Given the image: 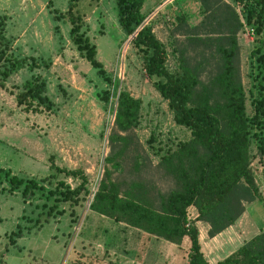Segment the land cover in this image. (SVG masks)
Here are the masks:
<instances>
[{
    "label": "trees",
    "instance_id": "16d2710c",
    "mask_svg": "<svg viewBox=\"0 0 264 264\" xmlns=\"http://www.w3.org/2000/svg\"><path fill=\"white\" fill-rule=\"evenodd\" d=\"M79 1L82 0H68L66 10L54 14L52 20L63 19L69 24L68 36L78 55L98 77L112 84L95 58V47L81 32L82 19L76 9ZM112 1L117 24L126 37H131L146 78L155 79L153 89L165 101L173 123L183 128L188 137L163 152L156 150V166L162 170L163 178L171 181L170 189L152 197V187L143 179L111 180L110 171L104 169L88 210L172 244L179 245L186 238L187 264H207L200 252L195 222L206 225V236L212 238L233 225L245 206L262 199L250 164L255 158L264 160V0H233V5L223 0H197L200 20L188 26L182 17H177L170 31L185 41L173 40V52L179 58L176 70L167 68L164 45L143 23V0ZM242 30L253 42L248 53L246 91L240 79L237 43V34ZM30 60L28 68L38 66ZM25 65L26 60L11 55L10 40L4 35V17L0 16V88H4L10 74ZM44 90L38 78L26 79L14 93L16 106L30 113L49 111L51 103ZM112 95L115 107L112 128L106 137L109 155L104 160L119 170V158L126 150L125 134L137 123L140 101L116 87ZM103 99L107 101L108 97ZM246 103L250 113L246 112ZM141 164L135 159L132 171ZM49 170L78 183L70 188L57 181L53 191H45L34 179L0 169V183L6 185L0 192H19L22 199L35 191H45L49 198L54 196V204L42 220H35L36 225L48 222L50 212L56 210L55 203H76L79 196L89 195L87 178L80 170L53 165ZM188 208L194 210L193 220L187 217ZM13 236L17 239L21 234L17 231ZM9 242L14 245L11 239ZM215 264H264V231Z\"/></svg>",
    "mask_w": 264,
    "mask_h": 264
},
{
    "label": "rangeland",
    "instance_id": "374dc122",
    "mask_svg": "<svg viewBox=\"0 0 264 264\" xmlns=\"http://www.w3.org/2000/svg\"><path fill=\"white\" fill-rule=\"evenodd\" d=\"M223 1L233 5V0ZM67 2L0 0L10 53L26 60V65L10 74L4 88H0V169L23 179H34L45 191H53L57 181L70 188L78 183L54 174L49 165L77 169L86 176L89 193L96 190L104 169H108L111 180L143 179L152 187L149 196L163 194L172 183L163 178L162 170L156 166V150L163 152L173 147L184 141L188 133L173 123L165 101L152 87L155 79L146 78L130 37L117 24L114 2L82 0L76 7L82 19L81 32L95 47V58L112 84L98 77L78 55L68 36L69 24L63 19L52 20L54 14L66 10ZM141 13L145 17L143 23L150 26L165 47L167 68L178 69L173 40L183 44L185 41L170 31L177 17H182L188 26L200 20L197 0H143ZM237 43L240 79L246 91L248 53L253 42L242 30L237 34ZM30 58L38 66L28 68ZM31 77L44 83V95L51 103L49 111L30 113L16 106L14 93ZM113 87L140 101L137 123L125 134L126 150L119 158V170L104 160L109 155L106 137L112 128L115 107ZM106 96L107 101L103 99ZM245 109L250 113L247 103ZM135 159L142 164L132 171ZM250 169L258 189L264 193V160L255 158ZM5 187L1 182L0 189ZM45 191H35L27 199H22L19 192H0V264H126L119 260V252L112 257L96 251V239L111 240L118 250L123 249V241L119 230L88 210L89 195L79 196L76 203H55L57 212H50L47 223L36 225L35 220H42L54 204V196L49 198ZM246 209L252 229L264 227V203L254 201ZM191 213L188 208V218ZM17 231L21 237L15 239Z\"/></svg>",
    "mask_w": 264,
    "mask_h": 264
},
{
    "label": "crops",
    "instance_id": "0c3cea01",
    "mask_svg": "<svg viewBox=\"0 0 264 264\" xmlns=\"http://www.w3.org/2000/svg\"><path fill=\"white\" fill-rule=\"evenodd\" d=\"M254 181L257 184L255 178ZM260 193L262 199L259 203L263 204L264 193L261 191ZM246 207L233 225L227 227L212 238L206 236V225L195 222L198 230L200 252L207 264H215L223 260L241 246L244 241L259 231H264V227L257 228L253 226L252 229ZM191 211L193 213L190 214L189 219L193 220L195 217L193 208H191ZM95 215L96 218L106 222L112 229L119 230L121 232L120 240L123 241V249L118 250L113 241H107L108 239L101 240L100 238L96 239V251H100L101 256L109 254L113 257L119 252V256H121L119 260L126 264H166V262L167 264H187L188 241L186 238H183L179 245L172 244L155 236L148 235L138 229L126 226L123 223L113 222L103 216ZM248 235L251 236L248 237ZM163 252L168 254H163Z\"/></svg>",
    "mask_w": 264,
    "mask_h": 264
},
{
    "label": "built area",
    "instance_id": "2783aa9c",
    "mask_svg": "<svg viewBox=\"0 0 264 264\" xmlns=\"http://www.w3.org/2000/svg\"><path fill=\"white\" fill-rule=\"evenodd\" d=\"M94 192H95V189L89 193V198L90 199H91V197H92V195H93ZM87 207H88V205H87Z\"/></svg>",
    "mask_w": 264,
    "mask_h": 264
},
{
    "label": "water",
    "instance_id": "95a60500",
    "mask_svg": "<svg viewBox=\"0 0 264 264\" xmlns=\"http://www.w3.org/2000/svg\"><path fill=\"white\" fill-rule=\"evenodd\" d=\"M131 38V37H130Z\"/></svg>",
    "mask_w": 264,
    "mask_h": 264
}]
</instances>
